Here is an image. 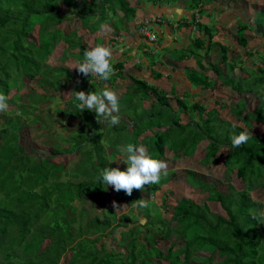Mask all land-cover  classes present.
Masks as SVG:
<instances>
[{
  "label": "trees",
  "instance_id": "trees-1",
  "mask_svg": "<svg viewBox=\"0 0 264 264\" xmlns=\"http://www.w3.org/2000/svg\"><path fill=\"white\" fill-rule=\"evenodd\" d=\"M134 1L0 0V92L7 96L8 104H16V109L0 111V264H59L63 256L67 264H153L154 260L166 264H264V224L260 222L264 202L255 201L250 194L259 189L264 195V46L246 52L251 58L257 56L261 66L256 70L241 66L249 76L235 75L241 55L230 60L232 46L215 41L216 27L200 22L199 13L205 11L204 4L210 0ZM161 2L181 6L185 14L177 20L176 30L185 28L186 36H194L180 48L162 49V54L151 48L155 42H162L163 32L153 30L154 42L140 36L143 41L138 47L145 48L143 55L153 60L150 70L154 78L164 75L153 69L157 62L164 65L159 61L161 56L169 55L176 63L193 59L194 66L183 70L192 89L212 92L218 84L234 93L235 99L215 101L216 106L208 109L207 104L194 101L202 93L187 89L180 92L173 82L169 91L163 90L133 77L130 91L119 97L118 124L110 126L94 111L79 110L75 94L55 112L58 118L77 121L63 127L65 136L58 129L52 130L47 122L53 114L45 113L44 119L36 112L51 104L60 89L76 87L85 78L96 82L98 91L111 90L96 80L97 74L85 75L78 68L47 64L56 44L62 41L64 57H72L78 64L88 49L85 35L93 39L94 47L111 49L114 40L102 31L104 25L125 38L137 27V13L146 5L154 8ZM60 3L68 10H60ZM155 16L160 17L156 19L160 28L164 22L170 23L162 13ZM237 17V43L241 47H248L247 30L264 38V5L248 23ZM71 18L81 21L80 33L65 34L60 28ZM36 26L34 42L30 34ZM217 48L224 68L207 60ZM131 49L126 48L124 55ZM111 63L115 72L106 82L125 79V63ZM36 79L43 92L25 90ZM246 95L258 101L252 111L244 100ZM219 110L225 112V118ZM186 113L190 118L183 123L182 114ZM35 123L47 129L51 137L49 156L28 155L20 143V131ZM240 132H248L250 138L233 147L231 136ZM61 141L67 143L66 148ZM127 143L144 145L162 160L178 154L190 159L201 151L203 157H197V161L205 168L218 165L222 159L227 172H235L243 188L237 190L229 184L221 189L187 169L182 185L188 193L173 200L166 194L155 211V202L144 201L143 195L157 196L162 186L175 178L174 172L163 174L159 183L133 188L131 194L121 189L110 202L108 186L99 180L100 169L114 167L112 160L121 154H125V160L126 151H119L117 145ZM75 152L79 157L74 169L52 162L57 155ZM126 167L125 163L121 169ZM192 193L207 196L199 202ZM86 198L94 199L91 211L101 206V215H92L85 208ZM141 201L146 206L141 207ZM210 203L219 205L222 213L214 212ZM114 204L126 213L118 216ZM170 239L178 242L161 250L159 243Z\"/></svg>",
  "mask_w": 264,
  "mask_h": 264
},
{
  "label": "rangeland",
  "instance_id": "rangeland-1",
  "mask_svg": "<svg viewBox=\"0 0 264 264\" xmlns=\"http://www.w3.org/2000/svg\"><path fill=\"white\" fill-rule=\"evenodd\" d=\"M132 4L135 3L134 0H130ZM264 5V2H258L255 0H210L204 4L203 9L205 10L202 14L199 13L200 15V22L211 25L216 27V34L214 40L217 42L221 43H228L230 44L231 50L228 52V56L233 60H237L236 57L237 55H241L240 60L237 68L234 70L235 75H241V76H249L248 72H244L243 69H241V66L245 67H251V69H258L261 66V63L259 62V59L257 56H254L251 58L249 54L247 55L246 52H249V50L255 51V50H261L263 49L264 46V38H262L259 34L256 33V31L252 30H247L245 33V36L248 39V47L245 49L241 47L237 43L238 39V33H237V16H240V19L244 22L248 23V20L252 18L253 13L257 10H260ZM59 9L62 11H67L68 8L64 6L63 4H59ZM147 5L145 6V8ZM181 9V6L179 7L177 4H166V3H159L155 5L154 10H152L151 13H145L144 11L138 12L137 16L135 18L136 26L137 29L134 28L133 31L128 34L131 36L130 38H123V37H118L117 33L112 30L108 25H104L102 31L107 34L109 38H113V42L111 45L113 46L111 48L112 50V56L110 58L111 62H116V60L120 61L123 59V53L125 50L126 45L125 44H135L138 43V40H140L139 44L143 41L140 37L139 34V26L140 24H143L145 20L151 21V28L152 30L156 29L157 25L159 22H156V19L160 17H156L155 15H160L161 13L166 16L169 20L170 23L164 22L163 27H161L163 34H162V42L160 45H158L157 42L152 45L151 50H154L158 52L159 54H162L161 50L163 47L167 46V42H171V40L175 41V37L179 38L180 34H183L185 32L184 29L181 30H176L177 27V20L180 19L182 16L179 15V10ZM158 13V14H155ZM155 25V26H154ZM60 28L65 34H69L72 31H77L81 32L82 29V23L78 18H71L69 20L64 21ZM138 30V31H137ZM37 31H38V26L34 28V32L30 34V40L37 42ZM138 33H137V32ZM194 34H191L189 36L190 39H193ZM142 40V41H141ZM84 42L88 43L87 48L91 49L94 48V43L93 39L89 37L88 35L84 36L83 39ZM148 50V48H147ZM149 51V50H148ZM64 52V44L62 41H60L56 46L54 47V51L50 55V57L47 60V64L50 66H66L70 70H74L77 67L76 61L73 60L72 57L65 58L63 55ZM147 56V55H145ZM170 57V56H169ZM158 60V59H156ZM162 61L164 63L163 68H160L161 66L158 64L155 66L156 70H159L163 74L168 73V70H171L173 66L183 69L185 66H192V61L184 62V63H176L173 62L171 58H167L165 56H161L159 58V61ZM208 61L213 62V63H218V66L220 68H224L223 63H221V58L219 55L218 48L215 49V51L207 58ZM194 66V65H193ZM147 67V66H145ZM135 68L130 67L129 65H125V69L123 70L122 75L127 76V78L123 81L122 79H116L115 83H107L106 81L101 80V84L104 88H111V90L115 91L120 97L121 95L129 92L130 90L128 87L131 85V75L135 76L134 71ZM151 72V70H150ZM148 75V74H147ZM142 77V76H140ZM144 78V76H143ZM96 80H99V77L96 78ZM174 80L179 81L178 83V88H180V92L182 90L187 89L190 92H192V86L188 84L186 81V78L183 79L181 82V79L178 77H175ZM147 82L154 85V86H159L163 90H170L172 88V81L170 80H165V79H155L154 75L152 73H149ZM74 84V83H73ZM72 84V85H73ZM33 89L36 92H43V89L39 85L38 79L31 81L28 83V86L25 90ZM21 91L20 93H24V91ZM85 91L86 93L89 91H98L97 83L94 81H91L90 79H83L76 87L75 86H70V87H63L62 89L59 90V93L56 95L55 100L51 103L46 105L44 108L37 110V114L44 118L45 113L49 112V114H53L51 117V120L48 121L47 123H50L52 126V130L58 129V132L62 135L65 136L67 134V131L64 130V126H66L70 122L77 121L76 118H69L66 119L65 117H59L58 118V112H55V108H62L64 106V101L69 100L72 96H74L76 93L75 91ZM15 93V92H13ZM198 93L201 94V90H198ZM235 94L230 92L229 90L220 88L219 85L217 84V88L210 92H203L202 95L198 97H194V101L200 104H207L208 109H212L216 105H214L215 101L220 102H225L226 100H231L235 99ZM244 100H246L247 106L250 111L254 110L258 104V101L256 100L255 97L251 95H246L244 96ZM193 102V101H192ZM173 104H175L174 101H172ZM16 109V104H8V108L6 109L7 111ZM219 113L221 114L220 116L222 118H225L226 114L225 112L219 110ZM190 113H186V115L182 114V122L184 123L187 121L190 117ZM189 115V116H188ZM58 118V121H55ZM45 119V118H44ZM40 124L35 123L33 127L26 126L20 131V143L24 147V152L28 155H36V156H41V157H46L50 155V149L51 146L49 145V142L51 140V137L46 134L47 129H40ZM53 139V138H52ZM58 142V138H56ZM62 142V141H61ZM62 144L63 148L67 147L66 142L60 143ZM103 146L108 148L107 144L103 142ZM79 155L75 153H67V154H62V155H57L52 159V162L55 163H60L62 162L64 165H67L68 169H74L75 167V162L78 160ZM197 157L201 158L203 157V152L198 151L195 154V157L192 158H181L180 154L176 155V157H167L164 159V161L167 163V168L162 169V175L163 173H172L174 172L175 178H173L169 183L165 184L162 186V189L160 192L157 193V196L153 197L151 195H143L144 196V201H149L152 202L154 201L155 203L152 204V209L155 211L157 206H159L162 202L163 196L166 194L168 195L169 198L173 197H180L183 195H186L188 192L183 188L182 181L183 177L185 175V171L187 169H192L195 170L200 178L205 181V182H210L214 184L217 187H220L221 189H225L227 185L231 184L233 185L237 190H240L243 188V184L236 178L235 172H227L226 167L223 164V160L220 159L218 165L216 166H210L205 168L200 164V162L197 161ZM123 158H125V154L119 155L116 159L112 160V164L114 167H122L125 165V162H123ZM199 160V159H198ZM162 177V176H161ZM68 176L63 177V179H67ZM117 190L114 189V186L109 185L108 186V192L107 194V199L109 201L111 198L115 195ZM198 192V191H197ZM196 192V194H197ZM195 193L191 194V197L199 202H203L205 197L207 196L206 194H200L196 195ZM252 198L255 201H262L264 202V195L261 190L256 189L252 191L251 193ZM173 200V199H172ZM94 201L92 198H86L84 206L87 210L90 211V213L96 214L98 211H101L102 208L99 205H96L94 212L91 211L90 209V204ZM111 202V201H110ZM113 202V201H112ZM173 203V201H172ZM117 208V215H121L123 213H126V209H122L120 207H117V204H114ZM211 209L216 212V213H222L219 205L216 203H210L209 204ZM100 213V212H98ZM101 215V213L99 214ZM166 218H169V215L164 214ZM178 241L176 239H170L169 241H161L159 243V248L161 250H166L169 244L171 243H177ZM203 255V254H202ZM59 264H67L65 256H63ZM153 264H166L162 263L158 260H154ZM194 264V263H192Z\"/></svg>",
  "mask_w": 264,
  "mask_h": 264
},
{
  "label": "clouds",
  "instance_id": "clouds-1",
  "mask_svg": "<svg viewBox=\"0 0 264 264\" xmlns=\"http://www.w3.org/2000/svg\"><path fill=\"white\" fill-rule=\"evenodd\" d=\"M112 50L109 47L98 45L91 49H86L84 59L77 64L78 70L83 74H97L100 80H109L115 69L111 63ZM76 107L79 110L88 109L94 111L97 117L103 118L110 126L116 125L120 121L118 113L120 112V100L117 93L110 89L101 91L85 92L75 91ZM8 108L7 96L0 92V111ZM117 113V114H113ZM235 127V125H233ZM248 132H240L231 136L233 147L240 146L249 140ZM119 151H126L127 156L123 161L127 164L125 169L120 167H104L100 169L99 180L112 185L119 191L125 190L131 194L133 188L142 189L145 184L159 183L162 176V169L167 168V163L150 154L144 145L127 143L126 145H117ZM166 175L167 173H163ZM141 207L146 206L143 201ZM261 224H264V214L260 216Z\"/></svg>",
  "mask_w": 264,
  "mask_h": 264
},
{
  "label": "crops",
  "instance_id": "crops-1",
  "mask_svg": "<svg viewBox=\"0 0 264 264\" xmlns=\"http://www.w3.org/2000/svg\"><path fill=\"white\" fill-rule=\"evenodd\" d=\"M143 9H145V8H143ZM152 10H154V8L152 7V6H147L146 7V9L145 10H143L145 13H151L152 12ZM179 15L180 16H182V15H184L185 13H184V11H182L181 9L179 10ZM178 26V25H177ZM136 29H137V27H136ZM156 29H159L161 32H163L161 29L162 28H160L158 25H157V27H156ZM182 29H184L185 30V28H182ZM138 31V30H137ZM136 31V32H137ZM138 33V32H137ZM185 34H187L186 33V30H185V32L183 33V34H180L179 35V38H177V37H175L174 39H175V41H173V40H171V42H167L166 44H167V46L166 47H163L162 49H164V48H168L169 46H171V47H175V48H180V47H182L183 46V44L184 43H188L189 41H190V38H189V36H186ZM125 38H130L131 39V36H127V37H125ZM124 38V39H125ZM143 40V39H142ZM141 40V41H142ZM140 40H138V43H135V44H132V43H129V44H125L126 45V47H125V49L126 48H128V47H130V48H132L131 50H129L127 53H126V55H124V53L122 54L123 55V59L122 60H120V61H122V62H124L125 63V65H129L130 67H132V68H135V70L134 71H136L135 72V76H133V75H131V79H129V80H131V84H132V78L133 77H136V78H140V79H143V80H145V81H147V79H148V75H149V73H152V72H150V66H151V63H152V59H150V57L149 56H145V55H143V52L146 50L145 48H142L141 49V47H138V45H139V42ZM142 43V42H141ZM161 43H159L158 45H160ZM157 51V50H156ZM156 53H158V52H156ZM167 56H169V55H166L165 57H167ZM168 58V57H167ZM116 61H118V60H116ZM188 61H192V66H185L184 68H186V67H193V65H194V60L193 59H190V60H185V61H183V62H181V63H184V62H188ZM160 65L161 66V62H157V65ZM157 65H155V66H157ZM145 66H147V67H145ZM155 66L153 67V68H155ZM164 66V65H163ZM163 66H161L160 68H163ZM184 68L183 69H179V68H177L176 67V69L174 68V70L173 69H171V70H168V73H166V74H164L163 75V77L161 78V79H165V80H170V81H172L173 83H179V81H177V80H174V78L175 77H178V78H180L181 79V82L183 81V79L185 78L184 77V75H183V70H184ZM148 74V75H147ZM168 75H171V78H169L168 77ZM125 76V75H124ZM140 76H142V77H140ZM143 76H144V78H143ZM127 78V76H125V79ZM125 79H123V81L125 80ZM160 80V79H159ZM186 81H187V79H186ZM188 82V81H187ZM159 87V86H158ZM198 90L199 89H196V90H194V89H192V92L193 93H198Z\"/></svg>",
  "mask_w": 264,
  "mask_h": 264
},
{
  "label": "built area",
  "instance_id": "built-area-1",
  "mask_svg": "<svg viewBox=\"0 0 264 264\" xmlns=\"http://www.w3.org/2000/svg\"><path fill=\"white\" fill-rule=\"evenodd\" d=\"M150 22L145 20V22L139 26L138 32L140 36L146 37L149 42H154L156 41V34L152 30Z\"/></svg>",
  "mask_w": 264,
  "mask_h": 264
}]
</instances>
